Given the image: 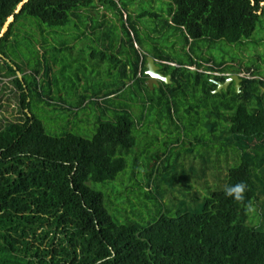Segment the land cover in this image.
<instances>
[{
	"label": "trees",
	"instance_id": "obj_1",
	"mask_svg": "<svg viewBox=\"0 0 264 264\" xmlns=\"http://www.w3.org/2000/svg\"><path fill=\"white\" fill-rule=\"evenodd\" d=\"M18 1L0 0V27ZM96 1L124 13L121 32L127 49L123 59L119 57L121 43L110 54L117 65L118 83L91 92L88 98L80 96L74 107L87 100L104 113L108 106L103 101L124 85L142 84L148 90L143 83L148 53L134 45L135 25L115 0H26L13 12L0 36V79L11 76L5 81L17 90L20 114L0 126V264H264V225L252 223L244 207L224 195L226 185L240 181L248 185L246 199L252 203L258 193H264V71L255 62L254 68L241 63L247 74L239 75L238 91L232 81L212 91L214 79L222 81L227 73L239 72L241 65L194 54L196 39L207 46L219 40L237 46L247 41L256 22L262 21L264 0H161L162 14L137 12V16H159L165 34L179 32L184 55L174 57L157 48L150 53L170 81L152 84L144 98L148 109L171 118L181 97H196L199 90L202 120L209 132L207 145L215 144L210 145L213 158L221 154L226 159L229 154L232 159L226 163L221 186L208 189L198 204L185 203L188 190L184 189L182 198H175L177 203L165 205L159 198L167 188H159L158 180L164 178L160 174L166 154L158 152L144 176V184L151 185L144 195L155 208L138 218L135 211L118 216L120 208L114 210L115 215L110 213L103 192L88 182L104 183L122 171L123 154L135 144L133 129L142 112L133 117L127 105H114L112 116L97 119L89 137L73 131L48 133L29 103L31 89L38 92V101L51 103L49 90L44 97L36 86L29 88L20 65L6 52L13 25L21 16L59 26L79 14L80 8L92 9ZM48 71L47 64L41 71L37 66L34 69L45 79ZM98 93L101 105L95 98ZM191 107L183 109L188 113ZM173 126L178 128L176 122ZM176 141L177 136L169 145ZM213 158L210 153L204 158L202 174L208 163L214 164Z\"/></svg>",
	"mask_w": 264,
	"mask_h": 264
},
{
	"label": "rangeland",
	"instance_id": "obj_2",
	"mask_svg": "<svg viewBox=\"0 0 264 264\" xmlns=\"http://www.w3.org/2000/svg\"><path fill=\"white\" fill-rule=\"evenodd\" d=\"M115 2L116 6L120 5L128 13L129 20L135 25L137 44L134 45L138 50L151 55L157 48L174 57L184 56L179 32L165 34V28H160V17L157 15H136L141 11L162 14L161 0ZM110 7L96 1L92 9L80 8L79 14L71 16L68 22L59 26H47L28 15L21 16L14 23V35L7 43L6 52L20 65L29 88L36 86L44 97L49 90L51 96V103L38 101V92L31 89L29 109L40 119L46 132L55 134L73 131L85 137L91 135L97 119H108L112 116L111 109L114 105H127L133 117L142 112V118L135 122L133 129L135 144L123 154L125 166L122 171L112 180L104 183L89 181V185L103 192L104 204L110 213L115 215L114 210L120 208L122 212L118 213V216H131L135 213V218L146 217L147 211L152 213L155 205L144 195L145 190L151 189V185L144 184L145 172L152 157L163 151L166 155L162 159L164 169L160 175L164 178L159 179L158 184L159 188L167 189L159 201L165 205L171 202L175 204L178 201L175 198H182L183 190L187 189L185 203L192 207L201 201L208 189L221 186L226 163L232 162L229 154L226 159L221 154L217 160L213 158V148H210L212 144L207 145L209 132L202 120L203 107L199 100V90L195 92L198 95L196 97L189 94L185 95V98L181 97L177 112H172V121L170 117H159L154 109H148L144 98L152 86L146 85L148 90L145 92L142 84L124 85L118 94L107 102L103 101L108 106L104 113H100V106L86 102L87 100H84L80 107H74L80 96L88 98L91 92L103 91L110 87L109 84L118 83L120 80L117 65L110 60V54L116 53L115 47L121 43L119 57L123 59L125 56L126 36L121 32L120 19L124 13L120 14L116 8ZM261 19V23L256 22L247 41L240 46L220 40L207 46L204 41L196 39L194 54L206 55L214 60L225 59L233 64L240 63L239 72L229 73L246 75L243 65L249 63L254 68V62L258 64V70L264 71V15H261ZM44 64L49 66L46 77L48 81L40 76V72L34 73L36 66L41 71ZM214 88L212 91H216ZM100 96L95 98L101 105ZM196 104L200 105L196 107ZM187 105L192 106L188 113L183 109ZM19 114L17 90L11 81H5L0 86V126L15 119ZM175 122L178 124L177 129L173 126ZM176 136L177 141L169 145ZM209 153L211 158L215 159L214 166L208 163L202 174L203 160ZM134 162L137 164L130 170ZM170 177L172 185H168ZM253 204L255 210L248 213V219L252 223L264 225V193H258Z\"/></svg>",
	"mask_w": 264,
	"mask_h": 264
},
{
	"label": "water",
	"instance_id": "obj_3",
	"mask_svg": "<svg viewBox=\"0 0 264 264\" xmlns=\"http://www.w3.org/2000/svg\"><path fill=\"white\" fill-rule=\"evenodd\" d=\"M26 0H19L13 9V12H17L22 5V3ZM13 12L8 14L3 21L1 27H0V36L4 33V31L7 29L9 22L13 19ZM144 74H146V77L144 78V83L151 87L152 84H157L158 80L163 81V82H169V75L168 74H162L158 68V64L155 63V59L151 55H146L145 56V63H144ZM239 75L237 73H229L225 76V78L220 81L214 79L213 81L215 82V88L214 90L218 91L220 88H226L227 84L229 81L233 82L234 88L236 91H238V86H239Z\"/></svg>",
	"mask_w": 264,
	"mask_h": 264
},
{
	"label": "clouds",
	"instance_id": "obj_4",
	"mask_svg": "<svg viewBox=\"0 0 264 264\" xmlns=\"http://www.w3.org/2000/svg\"><path fill=\"white\" fill-rule=\"evenodd\" d=\"M248 191V185L240 181L233 185H226L224 187V195L230 197L235 202L241 204L244 207L246 213H251L255 210L254 204L251 200L246 199V193Z\"/></svg>",
	"mask_w": 264,
	"mask_h": 264
},
{
	"label": "crops",
	"instance_id": "obj_5",
	"mask_svg": "<svg viewBox=\"0 0 264 264\" xmlns=\"http://www.w3.org/2000/svg\"><path fill=\"white\" fill-rule=\"evenodd\" d=\"M16 75H18L17 73H15ZM11 76H2V78L0 79V85H1V83H3L4 82V80H7V79H9ZM99 95H101V93H98ZM98 95V96H99ZM98 96H96V97H98ZM100 98H101V96H100Z\"/></svg>",
	"mask_w": 264,
	"mask_h": 264
},
{
	"label": "built area",
	"instance_id": "obj_6",
	"mask_svg": "<svg viewBox=\"0 0 264 264\" xmlns=\"http://www.w3.org/2000/svg\"><path fill=\"white\" fill-rule=\"evenodd\" d=\"M5 81V80H4ZM2 84V83H1ZM1 86V85H0Z\"/></svg>",
	"mask_w": 264,
	"mask_h": 264
}]
</instances>
